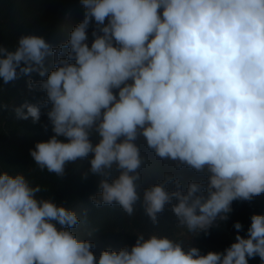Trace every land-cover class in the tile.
Instances as JSON below:
<instances>
[{
	"label": "clouds",
	"instance_id": "9594fccd",
	"mask_svg": "<svg viewBox=\"0 0 264 264\" xmlns=\"http://www.w3.org/2000/svg\"><path fill=\"white\" fill-rule=\"evenodd\" d=\"M80 3L84 17L60 45L35 34L20 35L14 50L0 45V80L42 78L28 85L46 98L16 110L38 122L47 107L52 135L29 150L36 168L63 177L67 165L88 159L95 207L116 205L132 217L139 205L153 225L170 207L193 235L227 221L234 202L264 194V0ZM141 140L157 159L206 181L185 186L166 172L146 187ZM46 191L23 173L0 172V264H264V215L251 216L246 236L235 222L223 251L202 254L153 232L97 257L94 242L73 231L88 209L78 214L38 195Z\"/></svg>",
	"mask_w": 264,
	"mask_h": 264
},
{
	"label": "trees",
	"instance_id": "16d2710c",
	"mask_svg": "<svg viewBox=\"0 0 264 264\" xmlns=\"http://www.w3.org/2000/svg\"><path fill=\"white\" fill-rule=\"evenodd\" d=\"M84 11L80 0H0V45L14 50L20 35L35 34L43 36L53 47L58 46L68 39L73 27L82 21ZM91 31L90 27L89 44L92 40ZM52 60L51 56L45 60L49 71L54 68ZM29 79L42 78L33 73L31 76L21 75L9 83L0 80V172L7 171L12 175L23 173L34 185L39 184L47 189L38 195L51 196L57 203H65L78 214L87 208V218L82 217L81 224L73 231L79 238L94 242L92 251L97 257L109 248L118 251L125 246H133L139 233L147 235L153 232L182 241L185 248L198 247L202 254L223 251L235 240V222L243 225L239 234L246 236L251 216L264 215V194H261L251 202H234L229 219L218 220L210 229V234L193 235L186 228L177 227L176 217L170 207L160 214L157 225L152 224L139 205L132 217L124 214L116 205L95 207L90 197L98 190L97 178L91 174L87 178L84 176L90 167L88 159L67 165L63 177L39 171L32 161L29 150L34 148L35 143L49 139L52 132L50 125L45 127L48 123L45 114L47 107L41 109L42 115L38 122H33L31 118L21 119L17 115L16 110L25 102L40 103L46 98L39 88L29 87ZM92 139L94 143L98 142L95 135ZM139 143L143 154L147 156L142 169L146 187L157 183L166 172L178 176L185 186L189 180L206 181V176L188 167L177 169L173 162L157 159L142 140ZM89 233L92 235L89 236ZM249 264H261L260 258L249 259Z\"/></svg>",
	"mask_w": 264,
	"mask_h": 264
}]
</instances>
